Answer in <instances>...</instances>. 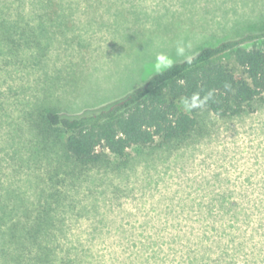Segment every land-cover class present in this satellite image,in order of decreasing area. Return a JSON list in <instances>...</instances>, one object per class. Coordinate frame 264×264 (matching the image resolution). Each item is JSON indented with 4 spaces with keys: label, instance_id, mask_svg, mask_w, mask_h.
<instances>
[{
    "label": "rangeland",
    "instance_id": "1",
    "mask_svg": "<svg viewBox=\"0 0 264 264\" xmlns=\"http://www.w3.org/2000/svg\"><path fill=\"white\" fill-rule=\"evenodd\" d=\"M2 21L0 264H264V102L83 170L38 133L136 90L158 54L260 32L264 0H0Z\"/></svg>",
    "mask_w": 264,
    "mask_h": 264
},
{
    "label": "trees",
    "instance_id": "2",
    "mask_svg": "<svg viewBox=\"0 0 264 264\" xmlns=\"http://www.w3.org/2000/svg\"><path fill=\"white\" fill-rule=\"evenodd\" d=\"M189 58L164 68L105 108L76 117L45 111L39 135L44 143L51 132L61 135L73 170H83L157 140H186L202 110L229 119L254 112L257 103L264 102V29L203 47Z\"/></svg>",
    "mask_w": 264,
    "mask_h": 264
},
{
    "label": "clouds",
    "instance_id": "3",
    "mask_svg": "<svg viewBox=\"0 0 264 264\" xmlns=\"http://www.w3.org/2000/svg\"><path fill=\"white\" fill-rule=\"evenodd\" d=\"M177 54L178 55H184L185 52V48L182 44L177 46ZM189 62H190V58H189ZM171 66V60L167 57H165L163 54H158L156 57V67L157 69L159 68H167Z\"/></svg>",
    "mask_w": 264,
    "mask_h": 264
}]
</instances>
